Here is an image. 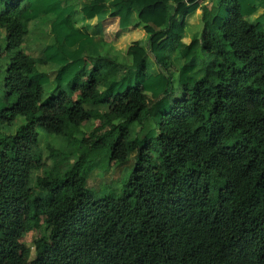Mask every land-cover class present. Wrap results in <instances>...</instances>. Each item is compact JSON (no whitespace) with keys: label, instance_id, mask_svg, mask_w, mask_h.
Wrapping results in <instances>:
<instances>
[{"label":"trees","instance_id":"16d2710c","mask_svg":"<svg viewBox=\"0 0 264 264\" xmlns=\"http://www.w3.org/2000/svg\"><path fill=\"white\" fill-rule=\"evenodd\" d=\"M0 30V264H264V0H0ZM104 152L135 166L98 199Z\"/></svg>","mask_w":264,"mask_h":264},{"label":"rangeland","instance_id":"374dc122","mask_svg":"<svg viewBox=\"0 0 264 264\" xmlns=\"http://www.w3.org/2000/svg\"><path fill=\"white\" fill-rule=\"evenodd\" d=\"M31 27L33 29H36L35 26H31ZM118 32H119V30H117V28H116L112 32L111 37L116 39V35ZM5 35H6L5 31L0 30V65L2 66V73H3L2 77H0V87H1V84L3 83L4 78H5V72H6L7 63H8V58L6 57V50H5L6 46H7ZM133 35L134 34H130V37H133ZM36 45L38 46V45H40V43L35 42L34 38L31 37L30 43L28 44V47H30V48L26 47V51L29 55L31 54L35 57H40L41 56V51H40L41 48L39 49ZM147 58H148V60H147L148 72L151 73L152 69L150 67H151L152 63L155 62V60H154V57L152 55H149ZM199 62L202 63L201 60H199ZM159 70H161V68ZM210 71H211V69H210ZM212 72H214V71L212 70L211 73ZM22 124H23V119L18 118L12 124L11 127L0 126V139L4 138L7 135H14L17 132L18 128ZM98 124H99L98 122L89 123L87 128H85V129L83 128V129L89 133ZM133 127H135V126H133ZM40 134L42 137V145H43L44 141L49 142L48 144L43 145V149H44V157H45L46 163H47V165L50 166L52 164V160L49 157L50 146L52 147L54 144H56L58 149L63 150V148H64L63 145H65V141L63 143L62 141L58 140V138H56L55 136H47L43 131H40ZM104 155H105V152H104V154L103 153L100 154L99 165H98L96 171H94L89 178V187L93 190L96 198H98V199L104 198L107 196H112V192H115L116 194H120L124 183L131 176V172L133 171L134 166H135V162H134V158H133L135 153L131 154L132 158L124 166H114V165L108 166V164L110 163V160L107 157H105ZM37 175L39 176V175H41V173L34 174L31 177V180H30V188L31 189L36 187ZM116 190L118 191V193ZM37 237H38V233L33 231L24 237L23 242L26 243L27 246L32 247L34 245Z\"/></svg>","mask_w":264,"mask_h":264},{"label":"crops","instance_id":"0c3cea01","mask_svg":"<svg viewBox=\"0 0 264 264\" xmlns=\"http://www.w3.org/2000/svg\"><path fill=\"white\" fill-rule=\"evenodd\" d=\"M44 22H45V24H47V23L49 24L51 21L49 19H45ZM33 24H32V26H35V28H38L40 26L39 21L38 22H34ZM118 25H119V19H107L104 22H102L99 25V28H98L99 33H98V36L95 39L96 42L97 43H101V41H103V42H106L107 44H110V43L114 42V43H117L118 46H120V45L121 46H126L127 44H129L128 41H127V38H133V37H130V34L133 33V30H132V33H126L124 36H121L120 38H118V34L120 32V28L118 27ZM116 28H117V30H119V32L116 35V39H114L111 36H112V32ZM133 41L134 40L131 39L130 43H132ZM31 56L33 57V55H31ZM39 68L41 70H43V71H46V72L55 69V67L52 66V65H46V66L43 65V66H40ZM150 68L152 69L151 74L157 75L159 73V71H160L159 70L160 67L155 62L152 63ZM2 75H3L2 66L0 65V77H2ZM5 77H6V72H5ZM4 80H5V78H4ZM4 80H3V82H4ZM2 88H3V83L1 84L0 89H2Z\"/></svg>","mask_w":264,"mask_h":264}]
</instances>
